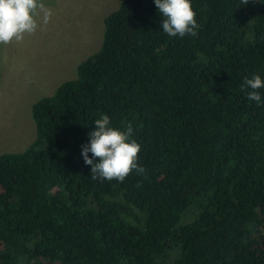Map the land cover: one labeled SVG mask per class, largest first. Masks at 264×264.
<instances>
[{
	"label": "trees",
	"instance_id": "obj_1",
	"mask_svg": "<svg viewBox=\"0 0 264 264\" xmlns=\"http://www.w3.org/2000/svg\"><path fill=\"white\" fill-rule=\"evenodd\" d=\"M191 3L198 34L180 38L154 0H121L32 104L33 140L0 154V264H264V88L260 106L240 91L264 80V0ZM102 115L132 124L145 175L91 178Z\"/></svg>",
	"mask_w": 264,
	"mask_h": 264
},
{
	"label": "rangeland",
	"instance_id": "obj_2",
	"mask_svg": "<svg viewBox=\"0 0 264 264\" xmlns=\"http://www.w3.org/2000/svg\"><path fill=\"white\" fill-rule=\"evenodd\" d=\"M50 22L20 42L0 44V154L24 150L35 136L31 106L75 77L99 47L104 18L121 0H43Z\"/></svg>",
	"mask_w": 264,
	"mask_h": 264
},
{
	"label": "clouds",
	"instance_id": "obj_3",
	"mask_svg": "<svg viewBox=\"0 0 264 264\" xmlns=\"http://www.w3.org/2000/svg\"><path fill=\"white\" fill-rule=\"evenodd\" d=\"M248 2L241 0L242 5ZM154 4L162 17L163 32L169 37L197 36L200 26L191 0H154ZM52 14L43 0H0V44L22 41L25 34L32 35L46 26ZM261 88H264V80L260 75H253L244 78L240 91L247 92V99L260 106L258 90ZM94 123L95 129L88 134L90 143L82 146L84 162L91 166V178L122 183L133 172L145 175V169L137 163L141 145L132 138V124L120 130L111 126L107 115L95 119Z\"/></svg>",
	"mask_w": 264,
	"mask_h": 264
}]
</instances>
